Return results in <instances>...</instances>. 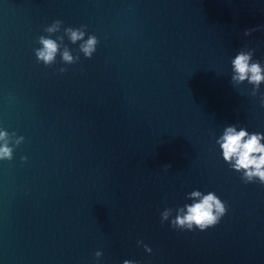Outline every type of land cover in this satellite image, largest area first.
<instances>
[{"label": "water", "instance_id": "obj_1", "mask_svg": "<svg viewBox=\"0 0 264 264\" xmlns=\"http://www.w3.org/2000/svg\"><path fill=\"white\" fill-rule=\"evenodd\" d=\"M240 53L264 69V0H0V264H264V182L219 143L264 135ZM193 192L224 207L204 230Z\"/></svg>", "mask_w": 264, "mask_h": 264}, {"label": "clouds", "instance_id": "obj_2", "mask_svg": "<svg viewBox=\"0 0 264 264\" xmlns=\"http://www.w3.org/2000/svg\"><path fill=\"white\" fill-rule=\"evenodd\" d=\"M56 25L49 28V32L56 30ZM70 39L73 42L81 40L83 33L75 30H67ZM40 43L43 47L38 50L37 56L46 64L51 63L57 54L58 45L51 39L41 38ZM96 40L90 37L84 44L81 45V50L85 55L90 56L94 51ZM64 61L72 62L73 57L65 50L62 54ZM251 55L246 53L238 54L232 61L234 77L236 81L248 80L250 83L259 85L264 82V69L258 63H250ZM7 133L0 131V141H6ZM264 135L249 134L246 130L237 131L234 127L226 129L219 143L226 162L232 164V167L237 171L243 170L247 179L253 177L259 178L264 182ZM11 149L7 143L0 145V158L10 157ZM192 197L199 202L186 206V213L183 216H178L176 223L189 229L197 227L204 230L217 222L219 216L223 214L224 207L220 201L209 193L206 196H201L199 192H193ZM215 209V214L213 212ZM167 213H165V217ZM125 264H128L126 261Z\"/></svg>", "mask_w": 264, "mask_h": 264}]
</instances>
